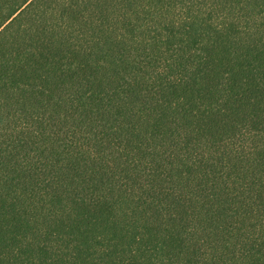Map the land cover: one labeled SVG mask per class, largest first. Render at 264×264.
Here are the masks:
<instances>
[{"label": "trees", "instance_id": "1", "mask_svg": "<svg viewBox=\"0 0 264 264\" xmlns=\"http://www.w3.org/2000/svg\"><path fill=\"white\" fill-rule=\"evenodd\" d=\"M0 264H264V0H0Z\"/></svg>", "mask_w": 264, "mask_h": 264}]
</instances>
